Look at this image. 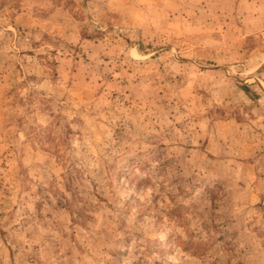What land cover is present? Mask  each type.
Here are the masks:
<instances>
[{"label":"rangeland","instance_id":"1","mask_svg":"<svg viewBox=\"0 0 264 264\" xmlns=\"http://www.w3.org/2000/svg\"><path fill=\"white\" fill-rule=\"evenodd\" d=\"M0 264H264V0H0Z\"/></svg>","mask_w":264,"mask_h":264}]
</instances>
